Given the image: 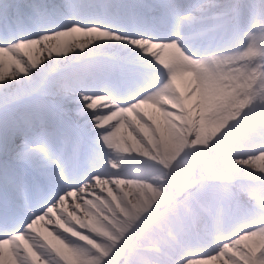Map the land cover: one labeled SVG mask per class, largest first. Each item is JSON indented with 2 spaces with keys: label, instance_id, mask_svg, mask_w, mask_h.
Masks as SVG:
<instances>
[{
  "label": "snow or ice",
  "instance_id": "1",
  "mask_svg": "<svg viewBox=\"0 0 264 264\" xmlns=\"http://www.w3.org/2000/svg\"><path fill=\"white\" fill-rule=\"evenodd\" d=\"M0 264H264V0H0Z\"/></svg>",
  "mask_w": 264,
  "mask_h": 264
}]
</instances>
